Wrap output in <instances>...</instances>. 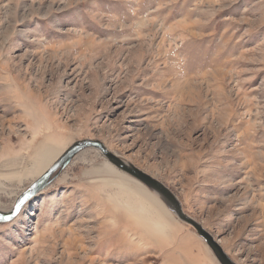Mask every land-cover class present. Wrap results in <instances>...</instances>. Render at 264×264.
<instances>
[{"label": "rangeland", "instance_id": "1", "mask_svg": "<svg viewBox=\"0 0 264 264\" xmlns=\"http://www.w3.org/2000/svg\"><path fill=\"white\" fill-rule=\"evenodd\" d=\"M85 139L264 264V0H0V212ZM0 264L221 263L88 148L0 223Z\"/></svg>", "mask_w": 264, "mask_h": 264}, {"label": "water", "instance_id": "2", "mask_svg": "<svg viewBox=\"0 0 264 264\" xmlns=\"http://www.w3.org/2000/svg\"><path fill=\"white\" fill-rule=\"evenodd\" d=\"M88 148L98 149L103 156L118 165L120 169L126 171L128 174L132 175L146 185L163 201V203L180 221L192 226L195 229V231L208 244L221 264H237L221 246L219 241L203 226V224L185 211L182 202L173 190L131 162L124 161L119 158L114 152L108 149L105 143L100 140L85 139L75 142L43 175L34 181L20 195L16 201L13 212H0V223L11 221L28 201L33 199L44 188L50 185L81 151Z\"/></svg>", "mask_w": 264, "mask_h": 264}, {"label": "bare ground", "instance_id": "3", "mask_svg": "<svg viewBox=\"0 0 264 264\" xmlns=\"http://www.w3.org/2000/svg\"><path fill=\"white\" fill-rule=\"evenodd\" d=\"M69 148H70V147H69ZM69 148H68V149H69ZM68 149H67V150H68ZM67 150H66V151H67ZM66 151H65V152H66ZM65 152H64V153H65ZM64 153H63V154H64ZM60 157H61V156H60ZM60 157H59V158H60ZM104 157H105V156H104ZM59 158H58V159H59ZM105 158H106V157H105ZM58 159H57V160H58ZM106 159H107V158H106ZM57 160H56V161H57ZM107 160H109V159H107ZM56 161H55V162H56ZM109 161H110V160H109ZM111 162H112V161H111ZM112 163L115 164L114 162H112ZM115 165H116V164H115ZM116 166L118 167V165H116ZM118 168H119V167H118ZM119 169H120V168H119ZM121 170H122V169H121ZM34 172H35V171H34ZM124 172H126V171H124ZM126 173H127V172H126ZM129 175H130V174H129ZM131 176H132V175H131ZM134 178H135V177H134ZM137 180H138V179H137ZM138 215H139V214H138ZM139 216H140V215H139ZM124 224H125V223H124ZM129 225L132 226V223H129V222H128V226H129ZM218 261H219V260H218Z\"/></svg>", "mask_w": 264, "mask_h": 264}]
</instances>
